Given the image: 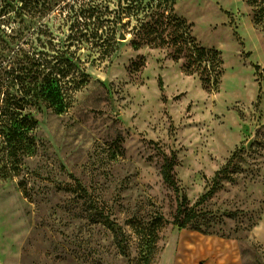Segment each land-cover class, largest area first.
I'll use <instances>...</instances> for the list:
<instances>
[{"label":"rangeland","instance_id":"1","mask_svg":"<svg viewBox=\"0 0 264 264\" xmlns=\"http://www.w3.org/2000/svg\"><path fill=\"white\" fill-rule=\"evenodd\" d=\"M252 1L174 0L181 38L219 54L205 83L176 47L137 38L128 0H0V122L28 82L43 85L23 112L38 120L33 145L0 174V264H174L184 231L264 264V17ZM178 206L195 214L183 230Z\"/></svg>","mask_w":264,"mask_h":264},{"label":"trees","instance_id":"2","mask_svg":"<svg viewBox=\"0 0 264 264\" xmlns=\"http://www.w3.org/2000/svg\"><path fill=\"white\" fill-rule=\"evenodd\" d=\"M128 1L130 2L128 8L124 10H133L134 14L140 15L139 26L136 29L137 38L152 45L176 47L175 53L178 56L184 54V57L187 58V70L200 68L203 65L202 71L207 73V76L203 78L205 83H210L209 78L212 75H215L214 79L219 75L221 64L219 54L216 51L205 50L199 47L191 37L181 38V36L186 35L184 30H181L182 33L180 34L176 32L177 28L186 29V26L181 20L169 13V11L172 12L174 0ZM248 3H258L259 12L264 17V0H253ZM34 9H37V6H35ZM171 28H174L172 33H170ZM179 37L181 38L180 41L178 40ZM3 61L4 60H2V63ZM42 90L43 85L28 82L24 90L25 98L11 102L8 108L9 110L4 111L9 117L5 122H0V136H5V144L1 149L6 150L5 160L0 167L1 175L7 176L8 173L13 174L19 169V159L16 155L17 149L26 151L33 145L28 132L36 128L38 120L31 115L23 114V112L27 106L34 105L33 103L36 104L41 100V96H43ZM170 170L171 164L168 162L165 163L162 170L163 180L175 189V183L170 176ZM218 174L219 173H216L215 175L214 186L201 201L214 192L215 181ZM194 217L195 214L191 210H183L181 206H178L173 225L183 230Z\"/></svg>","mask_w":264,"mask_h":264},{"label":"crops","instance_id":"3","mask_svg":"<svg viewBox=\"0 0 264 264\" xmlns=\"http://www.w3.org/2000/svg\"><path fill=\"white\" fill-rule=\"evenodd\" d=\"M174 264H243L235 241L184 231L177 240Z\"/></svg>","mask_w":264,"mask_h":264}]
</instances>
